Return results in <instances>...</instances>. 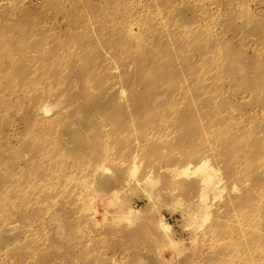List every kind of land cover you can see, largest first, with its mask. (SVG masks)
I'll list each match as a JSON object with an SVG mask.
<instances>
[{
	"label": "rangeland",
	"instance_id": "rangeland-1",
	"mask_svg": "<svg viewBox=\"0 0 264 264\" xmlns=\"http://www.w3.org/2000/svg\"><path fill=\"white\" fill-rule=\"evenodd\" d=\"M0 264H264V0H0Z\"/></svg>",
	"mask_w": 264,
	"mask_h": 264
},
{
	"label": "bare ground",
	"instance_id": "bare-ground-1",
	"mask_svg": "<svg viewBox=\"0 0 264 264\" xmlns=\"http://www.w3.org/2000/svg\"><path fill=\"white\" fill-rule=\"evenodd\" d=\"M46 110H47V109H46ZM44 111H45V109H44ZM198 168H200V166H198L197 169H198ZM202 180H203L204 183L206 184L205 187H206L207 189H208V188L212 189V188L214 187V185H215V181L212 179V176H211V173H210V172L205 173V174L203 175ZM200 200H201V198H200ZM201 203H202V207L205 208V203L203 202V198H202V200H201ZM135 211H136L135 208L132 209L131 207H128L126 211L121 210V211L119 212V214H120V216H122V217H124V218H130V216L132 215V213L135 212ZM133 214H134V213H133ZM131 217H132V216H131ZM164 224H165V222H164Z\"/></svg>",
	"mask_w": 264,
	"mask_h": 264
}]
</instances>
